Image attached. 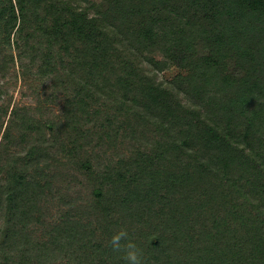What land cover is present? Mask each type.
<instances>
[{"label": "trees", "instance_id": "16d2710c", "mask_svg": "<svg viewBox=\"0 0 264 264\" xmlns=\"http://www.w3.org/2000/svg\"><path fill=\"white\" fill-rule=\"evenodd\" d=\"M12 33L66 96L11 110L32 143L0 179V264H126L121 228L143 264H264V0H0V55ZM55 153L90 192L52 217Z\"/></svg>", "mask_w": 264, "mask_h": 264}, {"label": "rangeland", "instance_id": "374dc122", "mask_svg": "<svg viewBox=\"0 0 264 264\" xmlns=\"http://www.w3.org/2000/svg\"><path fill=\"white\" fill-rule=\"evenodd\" d=\"M15 40L16 35L12 33L10 45H6L0 55V87L2 89L0 106L7 110V113L1 115L0 120V123L3 122L0 125V179L5 175L6 164L24 155L32 143V140L27 138L21 140V131L19 126L17 127L19 120L12 116L11 110L16 108L19 114L27 112L28 116L38 119H58L61 116L66 96L62 89L63 86L55 85L49 78L42 80L43 82L37 79V63L35 62L33 66L28 56H20V47L16 48L13 43ZM178 72V68L168 66L157 73V78L167 81ZM7 128L12 134V140L7 143L6 147L3 145L6 143L3 133ZM98 155L101 160H104L110 153L109 150L103 151L102 149L98 151ZM56 157L60 158L61 162L57 164V167L54 165L52 169L54 174L49 178L51 191L49 192L46 188L45 194V206L47 207L45 213L52 217H57L61 213L63 206L59 203L61 195H63V203L68 202L70 198L82 202L88 198L90 192L86 175L80 172L75 165L65 161V158H61L60 153H57ZM17 166L25 167L23 160L18 161ZM28 170L33 173L31 166Z\"/></svg>", "mask_w": 264, "mask_h": 264}, {"label": "clouds", "instance_id": "9594fccd", "mask_svg": "<svg viewBox=\"0 0 264 264\" xmlns=\"http://www.w3.org/2000/svg\"><path fill=\"white\" fill-rule=\"evenodd\" d=\"M109 246L113 252L122 253L121 258L126 264H143V250L130 238L126 229L121 228L112 233Z\"/></svg>", "mask_w": 264, "mask_h": 264}]
</instances>
